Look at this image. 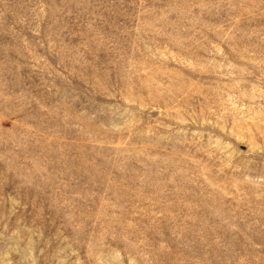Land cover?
Segmentation results:
<instances>
[{"label": "rangeland", "instance_id": "1", "mask_svg": "<svg viewBox=\"0 0 264 264\" xmlns=\"http://www.w3.org/2000/svg\"><path fill=\"white\" fill-rule=\"evenodd\" d=\"M0 264H264V0H0Z\"/></svg>", "mask_w": 264, "mask_h": 264}]
</instances>
